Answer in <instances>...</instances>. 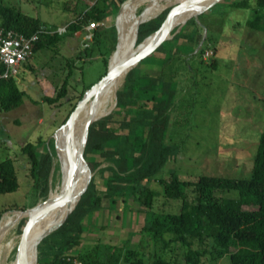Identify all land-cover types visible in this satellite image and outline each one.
<instances>
[{"label": "rangeland", "instance_id": "rangeland-1", "mask_svg": "<svg viewBox=\"0 0 264 264\" xmlns=\"http://www.w3.org/2000/svg\"><path fill=\"white\" fill-rule=\"evenodd\" d=\"M0 1L5 5L14 6L28 16L37 18L43 27L54 30L58 26H66L74 21L81 11L97 0ZM199 1L178 0L183 6L191 2L192 8L196 7ZM231 1L217 0L200 14L199 19L194 18L197 23L207 25L196 28L200 43H204L205 48L201 56L195 54L199 49L198 46L182 44L177 48L178 52H175V47H169L173 61L167 65L164 72L175 85L176 93L166 142L177 144L179 152L175 159L166 164L165 177H168L167 171L170 169H174L178 176L185 180H195L200 175H221L231 178H248L251 175L258 140L264 132V32L252 30L246 25L245 22L252 13L250 8L231 9L227 6ZM133 2L134 0H127L123 4L120 3L117 10L110 8L108 17L97 28L102 30L116 24L120 32L122 19L118 13L121 10L124 14L126 7L131 6ZM209 2L210 0H206L202 6ZM146 9V7L138 9L135 23L151 17ZM189 14V10H183L175 17L169 37L165 40L172 37V31L176 26L178 28L175 32L185 25L183 22ZM185 28L186 31H190L192 27ZM87 33V29L84 28L75 33L64 34L59 42L34 51L17 78L18 86L24 91L22 104L10 111L0 110V162L7 158L14 159L19 182L16 191L0 194V211L4 210L3 214L25 213V210L30 213L48 196L42 192L44 182L40 181L37 185L31 178L29 161L21 151L25 143L39 141L41 146L37 151L47 150L52 156L53 168L48 193L60 181L59 171L55 169L54 163L55 132L64 123V118L73 104L77 103L81 91L95 83L104 73V56L98 51L92 39H86ZM134 34L135 31L129 39L127 59L140 48L134 42ZM213 47L214 55L211 54ZM206 51L209 55L205 54ZM113 53L109 60L113 57ZM154 55L155 59L152 57L143 65L137 63L136 66L140 68L141 73L159 74L158 62L163 54L154 52ZM212 59L216 61L214 65ZM65 80H67L65 97L52 104L46 102L44 97H55ZM107 93L108 91L102 98ZM92 99L93 97L89 101ZM97 105L99 104L94 106ZM121 118V115L113 116L116 120ZM110 126L116 127V123L112 122ZM85 128L84 125L73 128V135H78L76 141L82 136ZM67 156L68 150L63 142L64 166ZM88 157L99 163L93 174L109 165L99 155L88 154ZM88 165L90 168L91 164ZM109 175L110 171H105L101 178ZM98 181V189L103 191L101 179ZM84 183L81 172L79 193ZM156 188L160 186L157 185ZM187 194L188 200L191 201L193 193L188 189ZM216 194L236 196L237 192ZM57 196L60 197V183ZM102 205V209L94 212L86 222L80 244L74 249L95 243L121 246L123 242H128L131 248H137L144 209L131 199L124 206L119 202L114 208H110L108 201L103 199ZM180 206V200L161 196L154 198L153 208L158 212L176 213L179 212ZM30 222V215L21 216L9 231L7 239L12 238L17 242L18 236L25 231ZM39 223L37 222V225ZM8 227L9 218L5 222L2 246ZM47 228V225L40 226L33 234V240ZM47 242L30 246L23 264H34L30 258L35 251H37L36 264L38 260L39 264H44L50 258L46 253ZM26 245L27 242L23 243L22 248ZM194 247L208 251L211 249V241L204 239L203 243L195 244ZM140 250L143 252L150 250L148 241H142ZM21 252L20 246L15 245L4 256V264L11 262L16 264ZM183 254L182 246L176 244V264H184ZM104 256L105 253L101 251L100 257L104 258ZM213 257L214 252L206 253L202 260L205 264H229L227 257L217 259Z\"/></svg>", "mask_w": 264, "mask_h": 264}, {"label": "trees", "instance_id": "trees-1", "mask_svg": "<svg viewBox=\"0 0 264 264\" xmlns=\"http://www.w3.org/2000/svg\"><path fill=\"white\" fill-rule=\"evenodd\" d=\"M126 1H95L81 11L74 21L66 25L65 33L40 34L38 41L33 44V52L43 46L59 42L64 34L81 31L90 23L102 22L108 17L110 8L117 10L119 4ZM205 2L206 0L203 4ZM133 3H135L134 8L159 4L158 0H134ZM177 4H180L178 0H169L167 8L159 15L141 23L137 29L136 45L156 31L172 15ZM227 6L231 9L250 8L252 13L246 20V25L252 30L264 32V0H232L227 3ZM189 7L191 2L182 6L181 9L188 11ZM118 14L122 19L123 12L120 10ZM137 24L134 25V31ZM0 25L25 35L37 32L42 26L37 18L28 16L14 6L5 5L1 1ZM187 26L192 27L190 31H186ZM198 26L207 27L197 23L194 18H190L177 32H175L177 26L173 29L170 39L154 45L138 64L143 65L152 57L155 59L154 52L163 54L158 62L159 74L141 73L137 66L130 69L124 77L121 88L116 91V98L105 109L104 115L110 113L113 108L114 110L90 123L86 127L87 130L85 128L82 136L76 141L80 155L84 143L82 157L87 164H91L92 176L74 209L61 221L56 230L39 243L48 241L45 246L50 258L44 264H73V260H77L80 264H176V244H180L184 250V264H205L202 257L206 253L213 252L214 259L227 257L229 264H264V132L259 137L251 175L248 178L200 175L195 180H185L181 179L174 169L167 171L168 177L164 176L166 164L175 159L179 152L177 144L166 142L176 93L175 85L164 72L167 65L173 61V54L170 53L169 47H175V52H178L177 48L182 44L198 46L199 49L195 54L201 56L205 48L204 43L199 47L201 40L196 29ZM92 40L104 56V73L99 76V80L106 73L108 58L117 44L115 26L110 25L102 30L94 29ZM211 54H215L214 47ZM127 55L124 62L127 60ZM215 63V59H212V65ZM92 84L81 91L78 100ZM106 91H109L108 86ZM66 93L67 80L61 84L55 97L46 96L44 100L52 104L65 97ZM23 95L24 91L18 86L16 79H0L1 111H10L19 107L23 102ZM75 105L76 103L73 104L64 121ZM114 115H121L122 118L113 119ZM112 122L116 123V127L110 126ZM59 133L55 137V142ZM38 142L25 143L21 151L27 156L34 183L38 185L40 181L44 182L42 192L46 195L50 189L49 179L53 162L47 150L37 151L41 146ZM88 154L99 155L109 165L93 174L99 163L89 159ZM70 165L68 153L62 174L69 169ZM80 170L85 182L86 168L82 163H80ZM105 171H110V175L101 178ZM100 179L104 186L103 191L98 189ZM157 185L160 188H156ZM18 187L14 159L7 158L1 161L0 194L14 192ZM188 189L193 193L191 201L188 200ZM229 191H236L237 195L217 196L216 194ZM157 196L180 200L179 212L156 211L153 203ZM59 198V196L56 197L55 203ZM103 199L108 201L110 208L116 207L119 202L124 206L131 199L144 209L137 248H131L128 242H123L121 246L95 243L91 246L85 245L81 249H74L80 244L86 222L94 212L102 209ZM44 206L45 204L41 203L32 211L39 212ZM3 212L4 210L0 211V219ZM53 214L54 207L41 220L43 222L38 225L36 222L31 232L24 233L32 228L31 221L25 231L18 236L17 242L14 239L11 241L9 251L15 245L20 246V250L23 251L22 244L32 241L35 231L40 226L47 225L44 221L51 219ZM204 239L211 241L210 250L194 247L195 244L203 243ZM143 240L148 241L150 249L148 252L140 250ZM101 251L105 253L104 258L100 257ZM30 260L36 264L37 251ZM8 264H14V262Z\"/></svg>", "mask_w": 264, "mask_h": 264}, {"label": "bare ground", "instance_id": "bare-ground-1", "mask_svg": "<svg viewBox=\"0 0 264 264\" xmlns=\"http://www.w3.org/2000/svg\"><path fill=\"white\" fill-rule=\"evenodd\" d=\"M162 0H158V6L157 5H141L136 8L135 3H133L131 6L126 8L123 14L122 18V24L118 36V46L116 50L113 53V57L111 60H109V67L110 69H117L119 66H121L125 60V57L128 53V46L129 39L131 37V34L134 32V23L136 16L138 15V9L140 7L147 8L146 12L151 17H148L146 20L154 18L155 16L159 15L165 8H167L169 4V0H163V3H161ZM198 1V0H197ZM204 0H200L196 7L193 9H198L202 7ZM181 7L183 6V3L181 2ZM152 6V7H150ZM150 7V8H149ZM184 20V19H183ZM173 25V24H172ZM172 25L168 28L166 34L163 35L162 38L167 39L170 34V29ZM148 41V40H147ZM142 43L139 46L143 47L146 43ZM142 49V48H141ZM126 75V70L123 72H120L118 75L111 77L108 79L94 94V97L91 101H87L83 107L80 109L76 117L65 127H60L56 130L55 136L59 133L57 141H56V153L54 157V163H55V169L59 171V177L61 178L62 171L64 169V163L62 159V148H63V142L65 143V146L68 150L69 156H70V162L72 164L74 160V154L80 155L79 151L77 150L76 146V139L78 135H73V128L75 126L84 125V127H87V125L94 119L99 118L104 115L105 109L109 106V104L113 101L114 98H116V91L118 88L122 85L124 81V77ZM107 86L109 88V91L107 95L102 98L104 93L106 92ZM95 104H99L97 106H94ZM80 164L78 167L72 172V174L69 177L66 189H65V198H66V206L63 211V213L60 214V198L58 199V202H56V197L58 193V185L51 190L50 192V201L45 204L43 209L39 212L31 211L20 213V212H11V213H5L0 219V264H4V256L9 252L11 239H7V235L11 228L15 225V221L20 218L21 216H24L26 214L31 216V221L33 222V227L35 226L36 222H43L41 221L43 218H45L53 209L54 207V214L51 219L44 221L48 228L54 224L56 219H58L59 216H63L65 213L69 211L71 207L74 206L76 197L78 196V187H79V179H80ZM60 214V215H59ZM7 217L9 218V227L8 231L2 246V235L4 231L5 222L7 220ZM32 228H30L27 232H31Z\"/></svg>", "mask_w": 264, "mask_h": 264}, {"label": "water", "instance_id": "water-1", "mask_svg": "<svg viewBox=\"0 0 264 264\" xmlns=\"http://www.w3.org/2000/svg\"><path fill=\"white\" fill-rule=\"evenodd\" d=\"M216 1L217 0H210V2L208 4L202 6V7L198 8V9H195V10L192 7H189L188 9L190 11V14H189L188 18L183 23H185L190 18H195L197 20V17L203 11H205L206 9H208L209 7H211ZM175 6H176V9L172 13V15H170L160 25V27L156 31H154L152 34H150L149 36H147L142 42H140L139 44H137V46H138V45H140V44H142V43H144V42H146L148 40L147 43L142 47V49H140L137 53H133L121 66H119L117 69H110V67H109V59H108L106 73L99 80H97L88 89H86L84 91V93L82 94V97L77 101L74 109L70 112L69 116L67 117V119L64 121V123L60 127L67 126L76 117V115L78 114V112L80 111V109L83 107V105L90 99V97L108 79H110L111 77H114V76L118 75L120 72H122L124 70H126V73H127L130 69H132L133 67H135L137 65V63L145 55H147L151 51V49H152V47L154 45H156L158 42H162V41L165 40L164 38H162L163 37V34L173 24L175 17L177 15H179L180 13H182L181 5L180 4H177ZM143 22H146V21H141L136 26V30H135V34H134V38L135 39H136V35H137L138 26L141 23H143ZM115 28H116V31H117V44H118V36H119V33H118V28H117V25L116 24H115ZM134 42H135V40H134ZM117 44H116L115 50H116V48L118 46ZM200 45H201V43L199 44V46ZM111 54H110V56H111ZM110 56H109V58H110ZM115 104H116V102H115ZM101 117H103V116H101ZM101 117H99V118H101ZM99 118H96V119L92 120L90 123H92L93 121L98 120ZM88 125H87V127H88ZM86 130H87V128H86ZM85 133H86V131H85ZM84 138H85V135H84ZM82 151H84V143H83ZM80 163H82L85 166V168H86V180H85L84 185L82 186V189H81L80 193L76 197L74 206L71 207L69 209V211L67 213H65L63 216L62 215L59 216L58 219H56V221L54 222L53 225H51L46 230H43L39 235H37L35 237V239L33 241H30L29 243H27V245L24 247L23 251L20 253V255H19L18 259H17L16 264H23L24 259H25V256H26V252H27L28 248L30 246H32V245H38L41 242L42 239H44L46 236H48L54 230H56L58 228V226L60 225L61 221L74 209L75 205L77 204L78 200L80 199L81 194L83 193V191L86 189L87 185L89 184V181H90L91 176H92L91 170H90L87 162L83 159L82 154L81 155L74 154V160H73L72 164L70 165L69 169L64 174H62L61 181H60V214H61V213H63V211L65 209V206H66L65 189H66V186H67L69 177L72 174V172L78 167V165ZM49 201H50V192L48 193V196H47L46 200L43 202V204H47ZM26 211H28V210H25V212Z\"/></svg>", "mask_w": 264, "mask_h": 264}, {"label": "built area", "instance_id": "built-area-1", "mask_svg": "<svg viewBox=\"0 0 264 264\" xmlns=\"http://www.w3.org/2000/svg\"><path fill=\"white\" fill-rule=\"evenodd\" d=\"M100 23H90L86 29L88 31L86 39L93 38V30L100 26ZM66 26H58L54 30L43 26L30 35H25L11 28L0 25V79H16L21 70L33 55V44L38 41L40 34H63ZM206 55L209 53L206 51ZM69 260V258H67ZM73 264H80L73 260Z\"/></svg>", "mask_w": 264, "mask_h": 264}]
</instances>
